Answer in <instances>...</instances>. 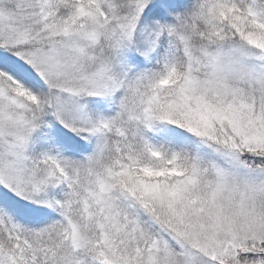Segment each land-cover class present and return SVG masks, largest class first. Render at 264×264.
<instances>
[{"label":"snow or ice","instance_id":"1","mask_svg":"<svg viewBox=\"0 0 264 264\" xmlns=\"http://www.w3.org/2000/svg\"><path fill=\"white\" fill-rule=\"evenodd\" d=\"M0 264H264V0H0Z\"/></svg>","mask_w":264,"mask_h":264}]
</instances>
